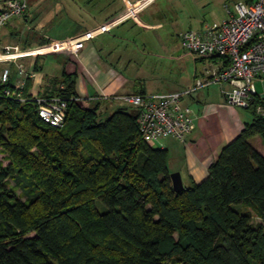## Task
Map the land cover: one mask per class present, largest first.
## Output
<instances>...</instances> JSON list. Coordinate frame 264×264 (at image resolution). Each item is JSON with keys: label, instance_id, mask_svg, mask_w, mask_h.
Returning a JSON list of instances; mask_svg holds the SVG:
<instances>
[{"label": "trees", "instance_id": "16d2710c", "mask_svg": "<svg viewBox=\"0 0 264 264\" xmlns=\"http://www.w3.org/2000/svg\"><path fill=\"white\" fill-rule=\"evenodd\" d=\"M28 81L24 100L0 84V149L10 160L0 164V264H264V155L251 143L264 144V116L252 109L207 178L176 193L169 151L143 140L136 109L102 119L99 102L76 100L77 74L65 69L37 96L67 101L63 126L52 127L25 94Z\"/></svg>", "mask_w": 264, "mask_h": 264}, {"label": "crops", "instance_id": "0c3cea01", "mask_svg": "<svg viewBox=\"0 0 264 264\" xmlns=\"http://www.w3.org/2000/svg\"><path fill=\"white\" fill-rule=\"evenodd\" d=\"M141 1L144 0H84L88 6H83L80 11L72 8L70 15L65 13L64 18L59 17L61 12L58 14L56 8L61 3L59 0H55L54 9L50 11L46 7H39L35 11L29 8L27 17L11 21L0 32V84L3 70L9 68V83L19 88L23 76L19 74L17 66L22 65L30 74L24 92L37 97L52 90L50 87L54 84V79L62 78L65 69L69 73L76 72L77 90L85 100L84 106H95L99 102V112L104 116L114 106L119 108L129 105L120 99L122 96L139 94L141 91L145 94L165 93L148 92L143 79L132 83L124 73L141 53L136 40H141L142 44L146 41L148 44L158 41L161 43L163 39L156 32L165 28L162 19L166 18L178 26L177 38L178 33L185 29L202 30L207 24L218 25L228 16L226 6L231 8L232 4L234 7L241 0H152L139 12L137 19H128L110 32L86 42L77 57L63 52L37 54V50L46 45H42L41 41L48 40L51 43L77 36L124 13L127 2L137 4ZM217 11L221 18L213 17ZM37 21L39 23L35 26L34 22ZM25 26L27 32L20 35L18 32ZM19 28L21 29L18 30ZM140 30L144 31L145 36L136 34ZM11 48L14 49L13 53ZM6 49L10 50V55L2 53ZM196 57L198 64L194 63L195 72L188 77V84L215 69V62L198 55ZM192 61L190 56H184L183 66L186 68L187 65L190 73ZM256 83L263 86V93L257 92L258 100L264 99V81ZM229 89L230 86L225 83H212L183 98V104L193 110L196 126L186 143H183L182 153L174 152L179 153L181 160L185 155V160L177 163V157L173 155L169 162L172 161L174 171L180 172L182 179L183 176L186 179V184L183 179L184 186H190L192 181L200 183L205 180L209 167L221 149L239 135L246 123L253 120V114L248 116L249 119L245 114L242 117L239 110L241 108L225 102L224 92ZM214 94L220 97L215 99ZM251 143L264 155V144L259 136L252 138Z\"/></svg>", "mask_w": 264, "mask_h": 264}, {"label": "built area", "instance_id": "2783aa9c", "mask_svg": "<svg viewBox=\"0 0 264 264\" xmlns=\"http://www.w3.org/2000/svg\"><path fill=\"white\" fill-rule=\"evenodd\" d=\"M152 0L137 4L126 3L125 12L99 26L63 41H54L41 46L37 54L78 52L100 35L110 32L128 19H137L139 12ZM227 17L218 25H205L202 30L185 29L178 33L183 49L214 63L215 69L195 80L192 87L179 92L157 94H132L120 99L138 112L140 134L151 144L161 138L171 137L186 143L194 130L195 116L191 107L183 104V98L207 88L212 83L230 86L224 92L228 105L253 109L264 116V105L258 103L256 81H264V0H241L233 8L226 6ZM27 0H3L0 2V32L11 20L28 15ZM7 55L10 50L6 49ZM7 57L6 59H10ZM4 60V58H1ZM21 78L19 90H7V95L20 100L22 89L30 74L18 65ZM10 69L5 68L1 83L8 84ZM76 100L84 104L81 97ZM38 113L52 127H62L67 116V101L60 97H37Z\"/></svg>", "mask_w": 264, "mask_h": 264}, {"label": "rangeland", "instance_id": "374dc122", "mask_svg": "<svg viewBox=\"0 0 264 264\" xmlns=\"http://www.w3.org/2000/svg\"><path fill=\"white\" fill-rule=\"evenodd\" d=\"M59 1L61 3H59L56 8L58 9V14L59 12H61V14H59V17L61 18H64L65 13H68L70 15V10H72V8L76 9V11H80L83 6H88L87 3L84 2V0ZM28 3L30 5L29 8L31 11L38 10L39 7L41 9L46 7L47 11H50V9H54L53 6H55V0H28ZM230 7L232 8L233 5L231 4ZM81 15L86 17V14L84 12H81ZM213 17L221 18L220 12H215L213 14ZM162 21L165 23V28L158 30L156 33L163 39V41L161 43L158 41L149 44L146 41L144 42V44H142L143 42L141 40H136L137 45L141 50V53L138 56V59L133 61L129 69L124 73L126 74V76H128L132 83L138 82L137 79H143V82L146 83L148 92L181 91L194 85V82L188 84L187 80H189L188 77H190V75L195 72L194 63L196 62L195 59H197V57L196 54L190 53L183 49L180 40L176 37V33L178 31V26L175 25L176 23L172 24L170 21H168V18L162 19ZM38 23V21L34 22V25L36 26L38 25ZM29 26L31 25L29 24ZM20 29L21 28H19L18 30ZM22 29L23 30H20V32L22 35H24L25 31L27 32V27H22ZM136 34L140 36H145L144 31L141 30L137 31ZM10 50L11 52H14V49L11 48ZM187 55L190 56L193 60L191 66V73L190 68H188L187 65L186 68L183 66L184 56ZM196 63L198 64V62ZM256 89L258 94L263 93V86H261L260 83H256ZM213 96L215 99L220 97V95L218 94H214ZM215 99L213 100L215 101ZM117 108L118 106L112 107L105 116H102V119H105L112 111ZM239 110L242 117H245V115L247 117L252 116V109L247 110L245 108H241ZM170 138L171 137L161 138L160 140L151 143V145H153L154 147L167 148L169 151V159L172 158L173 155H175L177 157V163H179L178 161L185 160V155H183L182 160L181 158H179V153H182L183 143L174 141L172 140V138ZM169 159L168 166L169 172L171 174L176 171H174V164H172L173 162H169ZM9 163L10 160L8 156L0 149V164L2 166H6ZM185 175L187 176V173H185ZM183 179L184 183L186 184V179L184 178V176ZM8 186L9 188H13L16 194L18 196H21L22 200H25V197L22 196L21 188L17 187L13 180H8ZM253 223H261V220L254 216ZM175 238H178V236H176Z\"/></svg>", "mask_w": 264, "mask_h": 264}, {"label": "water", "instance_id": "95a60500", "mask_svg": "<svg viewBox=\"0 0 264 264\" xmlns=\"http://www.w3.org/2000/svg\"><path fill=\"white\" fill-rule=\"evenodd\" d=\"M173 189L176 193H179L185 189L181 173L176 171L170 175Z\"/></svg>", "mask_w": 264, "mask_h": 264}]
</instances>
